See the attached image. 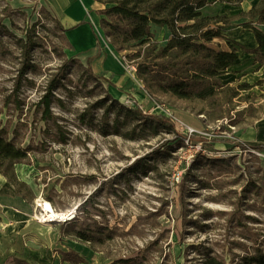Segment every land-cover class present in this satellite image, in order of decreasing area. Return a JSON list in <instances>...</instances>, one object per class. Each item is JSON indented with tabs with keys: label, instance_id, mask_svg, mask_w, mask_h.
<instances>
[{
	"label": "rangeland",
	"instance_id": "374dc122",
	"mask_svg": "<svg viewBox=\"0 0 264 264\" xmlns=\"http://www.w3.org/2000/svg\"><path fill=\"white\" fill-rule=\"evenodd\" d=\"M224 12L221 37L205 44L215 51L235 46L247 21L237 8ZM0 21L5 28H0V108L17 77L21 100L20 110L4 108L0 120L10 130L16 126L18 140L29 149L28 159L14 171L31 190L22 207L37 226L30 235L40 244L32 248L68 264L127 259L204 264L206 254L240 264L252 246L264 241V153L241 143L253 122L264 118V79L234 96L231 88L247 84L245 76L253 69L245 61L199 86L190 98L179 99L161 89V74L144 75L146 82L139 78L134 61L124 58L138 47L118 53L105 36L97 47L98 65L92 66L102 79L94 80L41 0H0ZM152 33L157 49L167 44L168 30ZM28 40L31 48L24 55ZM242 42L249 46L246 39ZM157 49L140 51L153 57ZM107 59L113 71H104ZM132 66L135 70L128 72ZM52 86V117L40 121L34 104ZM106 92L130 110L170 115L178 131L140 124ZM196 146L200 150L188 166ZM177 173L182 174L178 183L173 179ZM87 198L91 203L84 222L82 216L67 223L37 219L38 203L48 202L60 212ZM105 227L116 233L109 237ZM81 230L90 232V243L75 236Z\"/></svg>",
	"mask_w": 264,
	"mask_h": 264
},
{
	"label": "trees",
	"instance_id": "16d2710c",
	"mask_svg": "<svg viewBox=\"0 0 264 264\" xmlns=\"http://www.w3.org/2000/svg\"><path fill=\"white\" fill-rule=\"evenodd\" d=\"M103 6L99 11L102 16L100 25L104 36L109 40L116 52L122 53L130 47H138L139 50L124 58L134 61L137 68V75L146 82L144 75L148 73L161 74L162 84L160 87L165 92H169L179 99H188L193 95L199 86L205 84L210 79H215L221 72L227 70L232 63L237 60L236 49L229 46V52L215 51L208 48L213 38L220 36V26L218 24L224 19L219 16H207L201 14L200 10L210 4L207 0H93ZM219 2L230 3V0H218ZM247 22L242 25L243 29L250 30L257 43L254 54V63L264 66V32L256 28V24L264 26V0H260L258 5L252 7L246 14ZM54 20V19H53ZM55 24L61 30L59 23ZM216 26L218 28H212ZM226 24L223 23V27ZM153 27L166 28L169 32V39L164 47L157 49L152 33ZM0 28H4L1 25ZM63 32V30H61ZM24 55L31 48L30 40L23 44ZM156 50L153 57L146 53L142 56L140 49ZM243 49V48H242ZM28 58V55L26 56ZM76 60V59H74ZM78 61V60H76ZM84 71L94 80L102 79L93 73L90 65L83 66ZM21 73V72H20ZM22 75V73H21ZM262 81L250 86L243 84L237 89L231 88L234 96L238 95L237 90H248L260 85ZM54 86L48 88L45 94L34 104V113L40 114V121L51 119L52 90ZM20 82L16 78L15 84L9 94L2 97L3 109L7 108L13 112L20 110L21 100L19 99ZM144 90L148 93V88ZM106 97L113 100L106 92ZM104 100L98 101L93 107L102 105ZM119 110L128 116L137 119L140 124L148 125L156 131L158 128L174 131V126L167 119L157 114L143 113L138 107L128 109L117 104ZM90 109V108H89ZM89 109L87 110L88 112ZM241 149H245L241 146ZM29 149L22 147V142L17 137V127L10 130V125H2L0 120V175L6 178L13 187L15 193L23 199L31 198V190L25 183L21 182L14 171L17 164H21L28 159ZM90 198H87L77 207V217L82 216V222L87 215L90 206ZM81 213V214H80ZM80 214V215H79ZM80 218V217H79ZM75 219V220H76ZM109 237H112L116 230L104 228ZM75 236L82 241L90 243L92 236L90 232L81 230ZM204 264H225L218 256L206 254ZM120 264H137V260H119ZM240 264H264V241L256 246H252V251L247 252L241 258Z\"/></svg>",
	"mask_w": 264,
	"mask_h": 264
},
{
	"label": "crops",
	"instance_id": "0c3cea01",
	"mask_svg": "<svg viewBox=\"0 0 264 264\" xmlns=\"http://www.w3.org/2000/svg\"><path fill=\"white\" fill-rule=\"evenodd\" d=\"M41 1L51 18L59 23L71 50L77 54L80 63L89 62L91 69L92 66L96 67L100 59L97 47L101 39L104 38L100 25L102 16L99 14L103 6L93 0ZM207 2L210 5L202 8L201 14L223 17L225 9L229 7L237 8L246 15L252 7L258 5L260 0H230V3L207 0ZM254 25L264 32L263 25L256 24V21ZM153 30L167 29L153 27ZM238 39L235 42L236 45H233L236 49L237 60L228 69H232L238 63L241 64L245 61V65L253 68L252 72L245 76L247 79L245 83L250 85L254 82H263L264 66L254 63L253 51L257 43L253 34L250 30L242 29ZM242 39H246L249 46H245ZM241 53L248 55V57L241 58ZM103 69L104 71H113L112 61L107 59ZM242 138L244 142L241 143L264 153V118L254 121L251 129L247 130ZM23 200L25 199L15 193L6 178L0 175V264H68L67 262H58L55 257L50 259L45 250L34 249L35 245L40 244V242L36 244V239L30 235L31 229L36 225H33L24 212ZM32 246L34 247L32 248Z\"/></svg>",
	"mask_w": 264,
	"mask_h": 264
},
{
	"label": "built area",
	"instance_id": "2783aa9c",
	"mask_svg": "<svg viewBox=\"0 0 264 264\" xmlns=\"http://www.w3.org/2000/svg\"><path fill=\"white\" fill-rule=\"evenodd\" d=\"M135 70V68L132 66V67H128V72L129 71H134ZM167 119L172 123V125L175 127V129H176V131H178V122L175 120V119H173L170 115H168L167 116ZM187 132H188V138H187V140L185 141V144L187 145L188 144V140H189V135L192 133L191 132V130H187ZM200 150V146H196L195 148H194V153L193 154H190L189 156H188V158H187V165L188 166H190L192 163H193V161H194V154L197 152V151H199ZM253 153H256V152H254L253 151ZM256 155H260L259 153H256ZM181 178H182V174L181 173H177V174H175L174 176H173V179L175 180V182L176 183H178L180 180H181ZM39 209H40V207H39ZM77 208H74L73 210H72V212H68L66 215V218L65 219H63V220H47V221H45L44 219H42L41 218V214H40V218H37L41 223L42 222H46V223H54V222H58V223H67V222H71V221H73V220H75L76 219V217H77Z\"/></svg>",
	"mask_w": 264,
	"mask_h": 264
},
{
	"label": "bare ground",
	"instance_id": "6f19581e",
	"mask_svg": "<svg viewBox=\"0 0 264 264\" xmlns=\"http://www.w3.org/2000/svg\"><path fill=\"white\" fill-rule=\"evenodd\" d=\"M40 207L41 218L47 220H63L66 218L68 212H72L73 209L67 211H55L48 202H41L37 204Z\"/></svg>",
	"mask_w": 264,
	"mask_h": 264
}]
</instances>
